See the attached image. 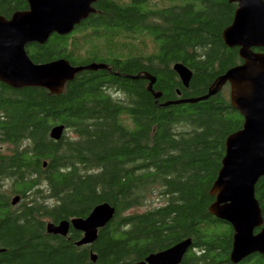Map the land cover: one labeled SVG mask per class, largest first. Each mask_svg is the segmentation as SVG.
Wrapping results in <instances>:
<instances>
[{"label": "trees", "instance_id": "1", "mask_svg": "<svg viewBox=\"0 0 264 264\" xmlns=\"http://www.w3.org/2000/svg\"><path fill=\"white\" fill-rule=\"evenodd\" d=\"M94 8L72 34L29 45L31 60L147 74L162 96L157 104L149 81L105 70L79 73L61 95L0 82V264H134L187 239L192 247L181 264H232L234 230L210 214V191L226 140L244 119L226 88L194 105H159L203 97L243 63L239 49L223 41L237 4L97 0ZM28 9L27 0H0L6 19ZM177 63L192 73L188 88L173 70ZM58 125L66 132L56 142L50 131ZM156 193L164 205L134 211ZM255 193L264 219V177ZM103 203L116 213L93 245L78 247L82 234L73 229L67 237L47 233L49 222L86 218ZM239 264H264V256Z\"/></svg>", "mask_w": 264, "mask_h": 264}, {"label": "water", "instance_id": "2", "mask_svg": "<svg viewBox=\"0 0 264 264\" xmlns=\"http://www.w3.org/2000/svg\"><path fill=\"white\" fill-rule=\"evenodd\" d=\"M97 0H27L29 9L19 11L10 19L0 16V82L13 89L42 88L53 95H61L65 86L84 71H112L107 65L92 63L73 66L65 59L45 64L34 63L27 53L31 44L45 45L53 35L68 36L91 15L96 13ZM237 4L232 24L223 32L227 48L239 49L243 63L218 77L207 95L168 102L160 108L207 101L229 84V100L233 109L244 119L240 131L226 140V153L222 168L210 191L215 202L209 212L215 218L230 224L234 230L230 255L232 264H239L253 255L264 256V219L255 188L264 177V0H230ZM173 70L185 88L192 79L191 71L177 63ZM113 74V73H112ZM127 79L149 81L148 91L158 104L161 93L153 86L156 78L150 75L137 77L113 74ZM66 128L58 125L51 129L50 138L62 140ZM46 166V164H44ZM21 200L12 199V206ZM115 209L108 203L96 206L86 218H74L57 224L49 222L47 233L67 237L73 229L82 234L78 247L91 246L98 239V232L115 217ZM258 231V232H257ZM192 247L187 239L173 247L151 254L144 261L134 264H181ZM4 250H0V254ZM91 260L97 257L92 253Z\"/></svg>", "mask_w": 264, "mask_h": 264}, {"label": "rangeland", "instance_id": "3", "mask_svg": "<svg viewBox=\"0 0 264 264\" xmlns=\"http://www.w3.org/2000/svg\"><path fill=\"white\" fill-rule=\"evenodd\" d=\"M67 135H70L71 134L69 132H67ZM15 196H12V198H14ZM164 205V202H163V199L161 197H159V195L156 193L154 195H151L149 198H148V202L147 204L142 207V208H138L136 210H134L135 212H139V213H142L146 210H151V209H154V208H157V207H160ZM133 211V212H134Z\"/></svg>", "mask_w": 264, "mask_h": 264}, {"label": "flooded vegetation", "instance_id": "4", "mask_svg": "<svg viewBox=\"0 0 264 264\" xmlns=\"http://www.w3.org/2000/svg\"><path fill=\"white\" fill-rule=\"evenodd\" d=\"M262 50V49H261ZM256 52H261V51H259V50H255ZM262 53H264V52H262ZM228 87V88H227ZM224 88H226L227 90H228V96H230V86H229V84H227ZM15 196H19V195H15ZM21 203V200H20V202L16 205V206H18L19 204ZM16 206H14V207H16Z\"/></svg>", "mask_w": 264, "mask_h": 264}]
</instances>
